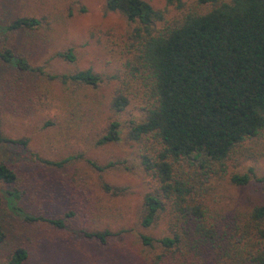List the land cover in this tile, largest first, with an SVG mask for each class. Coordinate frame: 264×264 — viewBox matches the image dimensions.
I'll return each mask as SVG.
<instances>
[{
    "label": "rangeland",
    "instance_id": "374dc122",
    "mask_svg": "<svg viewBox=\"0 0 264 264\" xmlns=\"http://www.w3.org/2000/svg\"><path fill=\"white\" fill-rule=\"evenodd\" d=\"M145 1L164 11L167 22L179 16L166 0ZM182 1L184 9L210 8L196 0ZM17 17L40 23L32 29L9 30ZM136 26L122 14L105 10V0H0V52L9 49L13 55V61L0 69V138L28 140L26 147L0 141V163L16 175L13 183L0 182V264L18 247L27 251L22 264H153L162 249L143 244L140 235L158 238L176 229L179 215L169 204L150 226L141 223L145 196L154 191L156 181L140 163L143 145L127 134L131 122L143 119L146 96L133 89L124 110L116 112L111 105L121 88L116 77L126 81L130 74ZM67 51L72 61L58 55ZM17 58H23L30 70L19 69ZM87 68L100 76L96 86L60 78ZM113 121L119 123L120 139L97 144ZM72 155L81 157L60 167L41 161ZM88 160L115 164L99 171ZM248 171L251 179L246 185L231 182L233 174ZM181 173L190 181L201 179L184 168ZM211 176L195 185L196 197L209 207L208 222H220L221 229L245 208L264 204V187L258 181L264 178V131L235 146L224 168ZM69 212L64 228L25 218H62ZM82 230H108L111 235L101 243L85 238ZM184 257L165 251L163 263L234 264L211 246L188 257L189 262L175 263Z\"/></svg>",
    "mask_w": 264,
    "mask_h": 264
},
{
    "label": "trees",
    "instance_id": "16d2710c",
    "mask_svg": "<svg viewBox=\"0 0 264 264\" xmlns=\"http://www.w3.org/2000/svg\"><path fill=\"white\" fill-rule=\"evenodd\" d=\"M196 2L210 8L200 12L184 9L182 0H166L180 12L177 18L167 22L164 11L154 9L145 0H105V10L118 12L137 24L132 33L135 44L132 61L128 63L130 74L126 81L116 77L121 88L116 90L111 105L116 112L124 110L133 89L146 96L144 117L131 122L127 134L129 139L143 145L139 147L140 163L156 181L154 191L145 196L141 223L150 226L167 209V204L179 215L172 235L154 238L141 234L140 239L150 248L162 249L154 256L153 264H164L165 251L185 256L175 263L189 262L188 257L193 259V255L210 246L234 264H264L261 244L264 204L245 208L221 229L220 222H208L209 207L197 199L195 190V185L205 183L211 174L224 168L235 146L264 131V0ZM161 21L166 24L157 27ZM39 23L33 17H17L7 28L32 29ZM58 55L69 61L74 59L70 51ZM12 56L9 49L0 52L3 61L0 69L4 62L13 61ZM14 63L21 70H30L23 58L15 59ZM60 78L62 82L91 86L101 81L89 68ZM119 139V123L113 121L96 143ZM0 141L24 147L28 143L25 138L1 137ZM79 157L41 161L60 167ZM88 162L99 171L115 164ZM183 168L201 179L190 181L189 177H183ZM15 179V172L0 163V182L9 184ZM250 179V171L230 177L231 182L240 186ZM258 181L264 187V178ZM104 189L111 188L105 184ZM69 215L71 212L62 218L28 215L25 218L64 228V217ZM80 233L101 243H106L111 235L108 230ZM3 239L0 226V242ZM26 258V249L18 247L4 264H22Z\"/></svg>",
    "mask_w": 264,
    "mask_h": 264
}]
</instances>
